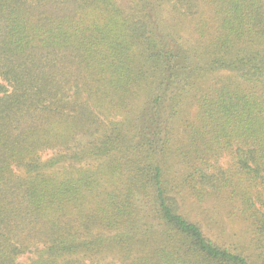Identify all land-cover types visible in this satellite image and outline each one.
I'll list each match as a JSON object with an SVG mask.
<instances>
[{
  "label": "trees",
  "instance_id": "1",
  "mask_svg": "<svg viewBox=\"0 0 264 264\" xmlns=\"http://www.w3.org/2000/svg\"><path fill=\"white\" fill-rule=\"evenodd\" d=\"M0 264H264V0H0Z\"/></svg>",
  "mask_w": 264,
  "mask_h": 264
},
{
  "label": "rangeland",
  "instance_id": "2",
  "mask_svg": "<svg viewBox=\"0 0 264 264\" xmlns=\"http://www.w3.org/2000/svg\"><path fill=\"white\" fill-rule=\"evenodd\" d=\"M123 1V0H121ZM229 227H232L233 229L228 228V235L225 234H220L219 238L216 237L218 239V241H220V239H222V241L226 242V243H237L236 239L237 237H235L234 235L237 234V232L235 230L238 231V223L237 222H233V223H228L227 224ZM240 227V226H239ZM240 241V240H239ZM19 260L25 262L26 257H21Z\"/></svg>",
  "mask_w": 264,
  "mask_h": 264
}]
</instances>
